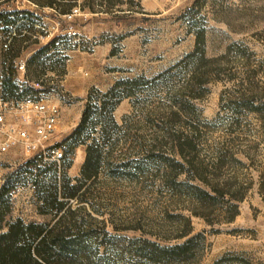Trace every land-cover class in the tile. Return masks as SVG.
I'll use <instances>...</instances> for the list:
<instances>
[{
	"label": "rangeland",
	"instance_id": "obj_1",
	"mask_svg": "<svg viewBox=\"0 0 264 264\" xmlns=\"http://www.w3.org/2000/svg\"><path fill=\"white\" fill-rule=\"evenodd\" d=\"M75 4L3 6L32 18L7 26L15 41L0 32V98L57 103L47 144L64 153L36 160L0 106L6 220L54 222L42 198L79 185L91 145L98 172L58 212L84 264H264V0ZM188 239L179 257L153 246Z\"/></svg>",
	"mask_w": 264,
	"mask_h": 264
},
{
	"label": "trees",
	"instance_id": "obj_2",
	"mask_svg": "<svg viewBox=\"0 0 264 264\" xmlns=\"http://www.w3.org/2000/svg\"><path fill=\"white\" fill-rule=\"evenodd\" d=\"M8 1L10 0H0V32L3 34L7 33L9 37L13 35L11 39L15 41L18 38L17 36L22 33H16L15 29L20 31L22 28L15 27L12 31L7 26H11L18 21L19 15L20 19L26 20L31 19L32 15L29 11L10 12L5 10L3 6ZM27 1L34 3L37 7H56L59 9L58 13L61 15L70 14L72 7L76 6L75 0ZM4 45L8 48L6 43ZM255 108L264 114V93L260 97L259 106ZM79 127L78 129H80ZM96 150L91 145L87 146L80 179H77L79 185H73L71 192L66 194L67 196L60 198L58 196L59 191L54 190L42 198L44 206H50L51 209L55 210L53 215L55 217L54 222H24L21 218H9L6 220L8 214L6 209L8 206L4 201L2 202L0 209V264H84V260L88 257V254L86 247L82 243V238L77 233H72L66 228V215H63V213L59 215L58 212L63 210L65 213L67 199L76 196V192L80 189L82 181L96 176L99 163V155ZM189 241L191 240L188 239L172 247L160 248L156 245L153 246L159 248L161 256L172 258L184 255Z\"/></svg>",
	"mask_w": 264,
	"mask_h": 264
},
{
	"label": "built area",
	"instance_id": "obj_3",
	"mask_svg": "<svg viewBox=\"0 0 264 264\" xmlns=\"http://www.w3.org/2000/svg\"><path fill=\"white\" fill-rule=\"evenodd\" d=\"M140 3L141 0H133ZM6 46V45H5ZM0 106L15 113L20 120L22 128L17 130L23 148L32 152L38 161H49L60 165L64 159V153L58 145L47 144L54 133L59 116L57 103L48 101L43 97L25 96L23 98H0ZM4 111H0V125L5 121ZM14 143L6 141L0 143V152L6 151Z\"/></svg>",
	"mask_w": 264,
	"mask_h": 264
}]
</instances>
